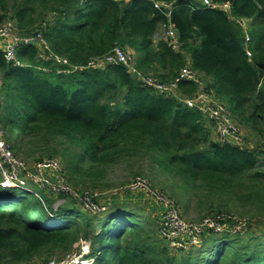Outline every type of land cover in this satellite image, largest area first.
Returning a JSON list of instances; mask_svg holds the SVG:
<instances>
[{
    "label": "trees",
    "instance_id": "1",
    "mask_svg": "<svg viewBox=\"0 0 264 264\" xmlns=\"http://www.w3.org/2000/svg\"><path fill=\"white\" fill-rule=\"evenodd\" d=\"M156 1L173 6L177 52L153 39L167 18L150 1L0 0V24L14 19L19 38L41 34L48 48L44 58L38 44H21L19 66L0 51L7 141L26 158L58 156L70 184L90 192L106 188L107 171L124 159L156 154L183 209L192 207L200 221L235 217L253 234L239 246L228 240L240 234L216 240L206 232L198 246L170 256L153 222L140 220L143 211L113 205L94 216L71 202L50 213L45 197L0 186V264L79 238L93 240V264H264V0H210L229 2V14L188 0ZM236 19L250 21L251 57ZM115 47L132 52L136 71L163 83L186 66L202 75L204 93L224 104L245 143L213 139L199 111L143 85L123 65L88 66ZM198 88L178 83L188 97Z\"/></svg>",
    "mask_w": 264,
    "mask_h": 264
},
{
    "label": "built area",
    "instance_id": "2",
    "mask_svg": "<svg viewBox=\"0 0 264 264\" xmlns=\"http://www.w3.org/2000/svg\"><path fill=\"white\" fill-rule=\"evenodd\" d=\"M85 1V0H84ZM118 2H129L130 0H115ZM153 2L155 9L163 12L167 18V23L163 26L164 41L173 51H179L182 44L179 41L177 31L170 22V13L172 4L156 0H145ZM200 3L205 8L219 9L229 14L230 3H214L210 0H188ZM81 1L80 4H82ZM6 25L0 28V51L6 63L19 66L20 61L17 56L18 48L21 44L32 43L36 41L41 53L48 50L47 43L41 34L35 38L21 39L12 33L15 27V21L10 20ZM236 22L242 27L243 32L249 20L236 19ZM5 23V22H4ZM250 36L244 34V50L247 57H251L249 49ZM43 56V53H42ZM45 58V56H43ZM58 64H67V61L55 57ZM129 64V65H128ZM107 65H123L128 68L129 72L135 75V78L143 85L153 89L163 95L174 96L173 93L178 89L180 81H189L198 84V73L188 66L182 68L176 79L168 83H163L151 75H144L136 71L132 64V57L124 49L115 47L106 57L93 60L89 63L92 68H104ZM3 79L0 75V186L3 189L24 190L34 197L42 200L39 191H43L48 196L67 199L70 198L80 208L81 211L90 215H101L106 212V208L97 196L103 193L90 192L87 190L75 189L76 187L68 183L65 176L64 168L60 160L56 158L43 159L31 167L19 159L12 149L11 144L6 139V130L2 126L1 118L3 114L2 98ZM187 107L194 108L212 124V130L217 141L223 144L241 145L243 144L242 132L239 125L230 117L226 108L213 100L204 91H199L197 97L183 101ZM34 187L37 189H34ZM80 190V191H79ZM117 191H126L131 193H142L153 201L158 202L162 207L160 219L157 222V231L161 239L165 241L170 250L185 249L188 247L198 246L201 237L206 232H212L214 235H224L229 220L238 224V219L226 215L208 216L200 222H189L181 214L178 205L164 193H160L142 176L135 177L127 186ZM116 192V191H114ZM177 205V206H176ZM237 220V221H236ZM243 223V222H242ZM241 224V222H240ZM67 262V261H66ZM61 262L58 264H68ZM87 260L80 261V264L86 263Z\"/></svg>",
    "mask_w": 264,
    "mask_h": 264
},
{
    "label": "rangeland",
    "instance_id": "3",
    "mask_svg": "<svg viewBox=\"0 0 264 264\" xmlns=\"http://www.w3.org/2000/svg\"><path fill=\"white\" fill-rule=\"evenodd\" d=\"M10 20H14V19H7L6 21H10ZM6 21H5V23L3 22L2 24H0V28L8 23ZM256 28H257V26H256ZM249 29H250V21L245 26L244 34L246 33L248 36H250L249 32H248ZM255 29L253 30L254 31L253 33H255V31H256ZM11 31H12L14 36L19 37V35H18L19 32H18V28H16V23H15V27H13V29ZM163 38H164V29L161 28L159 30V32L154 36L153 39L155 41L156 40H163L164 41ZM124 51H126V53H129L130 55L132 54V52L128 49H124ZM40 52H41V50H40ZM132 55H131V57H132ZM43 71H45V69H43ZM197 77H198L199 88H198V91L195 92L191 97L183 95V93L180 91V89H177L173 94L176 97L181 98V100H183V101L197 97L199 91L205 90L204 87L207 85V81L202 75L198 74ZM1 93H2V90H1ZM210 97L213 100L217 101L218 103L222 104L220 101L213 98L212 96H210ZM222 105L224 106V104H222ZM228 113H229V111H228ZM241 132H242L243 143H245V140H244L245 139V133L243 132L242 129H241ZM212 138L213 139L215 138V135L213 133H212ZM6 139H7V131H6ZM14 150H16V148ZM14 154H16V156L19 159L25 161L29 167H31L33 164H35V163H37L43 159H48V158H56V159L61 161V159H59L58 156H55V155L49 156L47 154L46 155L36 154L32 158H26L23 155L19 154L18 151H15ZM153 156L154 157L141 155L138 157H132V158L124 159L123 161H121L120 164L113 166L112 168H110L107 171V173H106V178H107L106 188L101 189L100 191L93 190L91 188H89V189L93 190L94 193L95 192L96 193H98V192L103 193L100 197L99 196L96 197L97 200L100 199L99 202H101V203H109L112 206L113 205L114 206H127L128 207L127 209L133 208L134 210H138V211L139 210L140 211L145 210L147 212L148 210H147V205L145 204L146 202L144 201V197L143 198L141 196L136 197L135 196L136 193L126 192V191H117V189H119V188L122 189L123 187L127 186L135 177L142 176V177H145L149 181V183L153 186V188L157 189V191H159L160 193L162 192L165 195H167L168 197H170V199H172L173 202H175V204L178 205V206L177 205L176 206L180 209L182 216L187 221L194 222V223L200 222V220H201L200 217L202 215H198L193 210L192 207H189L188 210L183 209V205L180 203V196H178L176 194V192L177 193H180V192L176 188H174L175 187V185H174L175 181L171 178L169 173L160 164V160H159L160 158L156 154H154ZM38 157H40V158H38ZM68 183L70 184L71 182L68 181ZM77 188H75V189H77ZM34 189H36V188L34 187ZM114 191H116V192H114ZM39 193L42 197H45L46 199H48V201L50 203V208L53 211L50 213L58 212L60 209L64 208L65 205H71V204L75 205L74 201L71 200L70 198L65 199L63 197L48 196L43 191H39ZM47 197H50V198H47ZM151 201L153 202L155 207L157 209H159L160 212L159 213L158 212L157 213H150V214L154 215L152 217L149 215V213L143 214L142 218H140V220H142L143 222L152 221L153 224L157 227V222L160 219L159 217L162 213L163 207L158 202L153 201L152 199H151ZM47 207H48V203H47ZM66 207H69V206H66ZM77 208H79V207H77ZM246 210L249 211V209H246ZM248 221L250 223L252 222L250 219H247V222ZM244 226H245V228H243ZM226 228H227V230L223 236H226V235L237 236V234H240L239 235L240 238H238L236 241H234L233 238H230L228 240L229 242H235L239 246L246 242V240H244V239H247L248 237H250L253 234L251 231V228L248 227V224H246L244 222L241 224L239 221H238V224L227 223ZM208 236H206V237H208ZM223 236H216L215 237L213 235V238H215V239L217 238L216 240H219ZM244 237H247V238H244ZM91 241H93L91 238L89 241L79 238V240L71 246H69L68 243L51 245V246H48V247L38 251L32 257L28 258V260H26V262H20V263H16V264H58L61 262H66V261H67L66 263H68V264H80V261L82 262L85 259L87 261H91V264H92L93 263L92 260L94 257L92 256L91 248H89V245H91ZM225 242H226V240H223V242H221V243H216L214 253L216 251V247L218 245H223ZM163 244H164V242H163ZM207 245H209V244H207ZM164 246L168 250V253L170 254V256L180 254L179 252L177 253V252H174V250L173 251L170 250L165 244H164ZM193 250L196 251V249H191L187 252H192ZM8 264H15V263H8Z\"/></svg>",
    "mask_w": 264,
    "mask_h": 264
},
{
    "label": "crops",
    "instance_id": "4",
    "mask_svg": "<svg viewBox=\"0 0 264 264\" xmlns=\"http://www.w3.org/2000/svg\"><path fill=\"white\" fill-rule=\"evenodd\" d=\"M156 41H158V40H156ZM136 197L138 196H141L142 198L144 197V201L146 202L145 204L147 205V212L145 211V210H142L143 211V214H148L149 213V215L152 217V216H154L153 214H150V213H159L160 211H159V209H157L156 207H155V205L153 204V202L151 201V199L150 198H148L147 196H145L144 194H142V193H136V195H135ZM103 205H105L104 207L106 208V211H108L109 209H110V207H112V205L111 204H109V203H102Z\"/></svg>",
    "mask_w": 264,
    "mask_h": 264
},
{
    "label": "water",
    "instance_id": "5",
    "mask_svg": "<svg viewBox=\"0 0 264 264\" xmlns=\"http://www.w3.org/2000/svg\"><path fill=\"white\" fill-rule=\"evenodd\" d=\"M31 44L36 45V41H32ZM231 222H234V221H232V220L230 221V220H229L227 223H231Z\"/></svg>",
    "mask_w": 264,
    "mask_h": 264
},
{
    "label": "bare ground",
    "instance_id": "6",
    "mask_svg": "<svg viewBox=\"0 0 264 264\" xmlns=\"http://www.w3.org/2000/svg\"><path fill=\"white\" fill-rule=\"evenodd\" d=\"M84 264H91V261H87L86 263H84ZM93 264V263H92Z\"/></svg>",
    "mask_w": 264,
    "mask_h": 264
}]
</instances>
